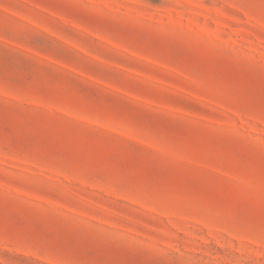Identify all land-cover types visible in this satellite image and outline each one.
<instances>
[{"label": "rangeland", "instance_id": "1", "mask_svg": "<svg viewBox=\"0 0 264 264\" xmlns=\"http://www.w3.org/2000/svg\"><path fill=\"white\" fill-rule=\"evenodd\" d=\"M0 264H264V0H0Z\"/></svg>", "mask_w": 264, "mask_h": 264}]
</instances>
